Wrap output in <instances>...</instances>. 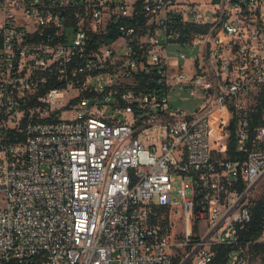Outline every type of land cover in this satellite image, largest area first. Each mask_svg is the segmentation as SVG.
<instances>
[{"label": "built area", "instance_id": "obj_1", "mask_svg": "<svg viewBox=\"0 0 264 264\" xmlns=\"http://www.w3.org/2000/svg\"><path fill=\"white\" fill-rule=\"evenodd\" d=\"M219 246L264 264V0H0V264Z\"/></svg>", "mask_w": 264, "mask_h": 264}, {"label": "trees", "instance_id": "obj_2", "mask_svg": "<svg viewBox=\"0 0 264 264\" xmlns=\"http://www.w3.org/2000/svg\"><path fill=\"white\" fill-rule=\"evenodd\" d=\"M228 152L231 157H234L236 155V145L234 144V142L230 143ZM230 250L231 249L226 246H219L217 248V254L210 264H226L228 253L230 252ZM174 264H180V259H176Z\"/></svg>", "mask_w": 264, "mask_h": 264}, {"label": "rangeland", "instance_id": "obj_3", "mask_svg": "<svg viewBox=\"0 0 264 264\" xmlns=\"http://www.w3.org/2000/svg\"><path fill=\"white\" fill-rule=\"evenodd\" d=\"M197 1H199L201 4H208V2H210V0H197ZM212 1L214 3H218L219 0H211V2ZM206 6H208V5H206ZM209 7H210V5H209ZM173 103H174L175 106L187 107L186 106L187 104L185 102H183V101H180V100L173 101ZM213 145L215 146L216 144H213Z\"/></svg>", "mask_w": 264, "mask_h": 264}]
</instances>
